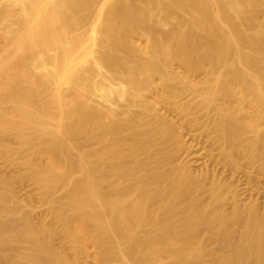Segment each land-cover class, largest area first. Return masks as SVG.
Instances as JSON below:
<instances>
[{
	"label": "bare ground",
	"instance_id": "obj_1",
	"mask_svg": "<svg viewBox=\"0 0 264 264\" xmlns=\"http://www.w3.org/2000/svg\"><path fill=\"white\" fill-rule=\"evenodd\" d=\"M185 124L264 179V0H0V258L264 264V203Z\"/></svg>",
	"mask_w": 264,
	"mask_h": 264
},
{
	"label": "rangeland",
	"instance_id": "obj_2",
	"mask_svg": "<svg viewBox=\"0 0 264 264\" xmlns=\"http://www.w3.org/2000/svg\"><path fill=\"white\" fill-rule=\"evenodd\" d=\"M169 117L173 118L174 121L182 123V120L179 116H175L174 113L169 114ZM183 134L185 135V140L188 141V144L192 147V154L183 153L180 156V160L191 159L194 162V169L197 172L198 169L208 166L207 169H210L214 174L220 177L227 184L234 185L241 193V203H246L250 201V197L253 200H256L258 204L264 203V179L258 173L259 169L257 164H252L248 159L244 157H236L235 165L221 159V152L218 149V146L213 142L212 136H207L202 130H199L196 127L185 124L182 128ZM0 161V172L5 173V176H8L12 173L11 169H5L2 167ZM258 169V170H257ZM252 171V172H251ZM11 172V173H10ZM10 173V174H9ZM251 174V176H249ZM4 175V174H3ZM233 186V187H234ZM16 197L22 202H29L32 206V218L34 221L44 217L46 210L45 204L40 200L36 188L30 184L25 183L23 185H15L13 187ZM225 208H229V205H226ZM8 260L6 258H0V264H6ZM89 264H92L89 261Z\"/></svg>",
	"mask_w": 264,
	"mask_h": 264
}]
</instances>
